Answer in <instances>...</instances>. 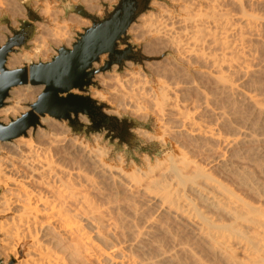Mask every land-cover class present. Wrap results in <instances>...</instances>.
Instances as JSON below:
<instances>
[{
  "label": "bare ground",
  "instance_id": "6f19581e",
  "mask_svg": "<svg viewBox=\"0 0 264 264\" xmlns=\"http://www.w3.org/2000/svg\"><path fill=\"white\" fill-rule=\"evenodd\" d=\"M3 1L19 13L16 0ZM178 2L184 9L177 15L158 4L160 13L128 30L136 41L149 38L151 56L158 48L166 59L155 66L157 83L137 68L125 79L116 72L109 79L117 102H123V87L140 119L148 112L139 99L153 101L160 128L156 135L137 134L177 153L142 156L144 167L122 154L112 163L99 135L91 144L67 137L62 125L59 135L46 117L41 121L53 132L29 128L0 142L1 264H210L207 256L214 264H264L262 18L245 12L243 0H204L202 11V2ZM230 4H241L239 16L224 8ZM49 31L57 45L68 37ZM46 48L40 40L32 53L9 56L6 67L54 51ZM41 89L13 95L12 105L0 108L1 121ZM94 96L104 98L97 91ZM132 190L151 204L152 214ZM175 223L188 228L191 242L175 239Z\"/></svg>",
  "mask_w": 264,
  "mask_h": 264
},
{
  "label": "rangeland",
  "instance_id": "374dc122",
  "mask_svg": "<svg viewBox=\"0 0 264 264\" xmlns=\"http://www.w3.org/2000/svg\"><path fill=\"white\" fill-rule=\"evenodd\" d=\"M25 1L26 0H16L17 2L16 4L20 8L19 13L8 11V9L5 7L4 1H3L4 2L3 5H0L1 7L0 11L3 12V14L0 16V45H2L5 42L7 35H11L9 26L16 29L21 20H29L35 26L34 36L27 43V48L22 47L19 50H17L15 53H10L9 56H11L12 54L32 53V49L36 46L38 41L42 40L45 43L47 48L53 49L54 51L46 53L45 57L38 56L36 60H32L31 62H38V61L44 62V61H49L50 58L56 54V50L59 49L61 46L70 47L71 43L74 41L75 33L76 32L82 33L83 32L82 29L84 27H88L91 25L90 19H88L87 17L80 16L72 11H69V10L66 11V7L73 6V5L81 6L86 12L101 18L102 16H104L106 11H110L112 9V5L116 4L118 0H30L29 6L32 12H34L32 17H37L36 20L27 17V9L25 6ZM89 1H91V3H89ZM191 1H195L197 3L202 2L200 4L201 8L199 7V10L202 11L204 9L205 7L203 4L204 0H191ZM0 4H2V2H0ZM47 4H49V8H48L50 9L49 12H45V9H47L46 7ZM158 4L165 6L167 8H171L173 14L175 15L178 14L177 12L179 11V9H182V10L184 9V5L182 3H179L178 0H151L148 3L147 9L143 13H141L131 25H135V24L139 25L141 23V20L145 18L149 13H153V14L160 13L159 9L156 7L158 6ZM234 5L230 4L224 8L228 9L229 11L228 10L227 11L230 12L234 17L235 15L237 17V14L240 12L239 10H240L241 4L240 6H236V5L234 6ZM243 6L245 7L244 8L245 12L249 14L252 12L258 17L260 16V18H262L260 19V28L264 27L262 24L264 23L263 22L264 21V7H263L264 0H243L242 8ZM2 7H5V8L2 9ZM5 18L8 20V24L5 23L4 21ZM49 29H52L54 30V32L59 33V34L65 33L66 35H68V37L57 45L56 42H58L59 40L50 35ZM128 30H127V34H128L127 41L131 44L130 55L132 56V58L124 61L121 66H119L118 64H113L110 71H107L104 73L102 72L97 73L93 79L96 85L91 86L89 90V94L91 98H93L99 103L104 104L103 111L105 114L112 115L118 118L116 129L112 131L111 133H108L105 131L103 133L86 134L84 131H79V132L72 131L66 121H59L47 115L44 117L49 118L51 120L50 123L54 124V126H56V129H58L62 125L61 126L62 128L60 127L61 129L60 128L59 129L60 130L63 129L62 131L63 132L65 131L64 135H66L67 137L72 136L73 138H78L79 140L82 139L84 142L90 141V143L92 144L91 138L95 135H99L101 137L100 144L103 146L105 145V147L110 150V158H111L110 161L112 163L116 162L115 161L117 158L116 155L122 154V156H124V158L126 159L128 163L133 161L138 166L144 167V158L142 156L144 157L148 156L151 159H154L155 157H159V158L164 157V155L168 153L176 154L177 151L171 145L162 146L156 140L148 141L144 138L139 137L137 134V130L140 129V130H145V131L150 132L151 134L156 135L158 132V129L160 128L159 123L157 122V119H156V116H157L156 114L158 113L157 111L158 109L156 110L157 106L154 105L153 101L148 102L143 98L139 99L138 97H136V99H139L140 101L139 106L144 107V111H146V113L148 112V114L144 113V116L145 114L148 116L146 119H140L141 115L140 114L138 115L137 112H134L135 110H132L130 109V107L127 106V102L129 100L126 101V99H129V97L126 98V95L128 96V93L124 91L125 89H123V87L121 90L123 91V93H125V95H123L125 97L123 98L124 100L122 99L123 102L121 104L120 102H117L118 100L116 98H114L115 95L110 92L111 91L110 87H113V86L115 87V83L109 79L115 77L114 75L115 72L117 73V76L119 78L125 79L128 76L127 72L135 68H137V70H139L140 72L147 74L148 78L154 84H156L157 83V75H156L157 72H156L155 66L160 65L163 61L166 60L164 57L158 56V53H157L158 48L155 49L156 52H154L153 54L154 56L153 55L151 56L148 52H146L145 48L148 47L149 42H150L148 37L146 38V40L136 41L135 40L136 35L130 33ZM68 40H69V43H68ZM157 47L159 46L157 45ZM126 48L127 46L125 43L120 42L118 44V49L125 50ZM262 55L260 56V61H259L260 65L264 64V62L262 63V61L264 60H261L264 58V54ZM106 60H107V55H102L100 57V61L94 64V68L98 69L100 66L104 64ZM24 64H29V63L24 62L22 63L21 66H23ZM21 66H17V67H21ZM9 69H12V68H9ZM239 82L241 81H238L237 83ZM205 85L208 86L207 90L212 89L211 82L205 83ZM39 88H42V87H31L29 85H26V86H17V87L12 88L9 92L8 98L5 101V106L12 105L13 95L22 94L23 92L26 93L27 90H32L35 92ZM42 89L39 91V93L29 94L31 96L30 98H32V101L29 100L28 102L21 103L19 108L16 109L17 111L14 114L9 115L6 121H1V119L0 121L3 123H7L9 122L10 119H14L18 115H20V113H23L29 110V105L32 104L36 100L37 96L41 93ZM95 91L103 93L104 98L100 99L94 96ZM131 96H133L134 98L136 95L135 96L131 95ZM133 98L131 99L133 100V103L136 102L138 104L137 102L138 100L135 101V99ZM128 105H130V102L128 103ZM125 106H127V108ZM82 117L84 116L82 115L79 116L80 121L87 122L86 118L84 117L85 118L84 119ZM42 118L43 117L40 118L41 124L37 126L36 129L30 128L33 132H36L38 129H41L45 133H49V132L51 133L53 131H56L57 133L59 132L61 133L59 129L58 130L52 129L53 131H51L50 127L44 125L45 123L41 121ZM60 133L59 135L62 134ZM25 135H21V136H25ZM15 139H12V140H15ZM10 141H4V142H10ZM132 191H129L128 193H131L133 195L134 193L135 194L137 193L135 190H132ZM136 195H138V193ZM136 195L134 196L135 198H138L137 200L138 202H140L139 204H143L144 206V203H146V205L144 206L145 214L149 215L148 213L153 212L151 211L152 209H150L151 212L148 210L149 208H151L150 207L151 204L148 203V201L147 202L145 201L146 200L145 197L142 196V199H140L141 196L140 195L136 196ZM147 205L149 208H147ZM165 218L166 220L170 222V219H167V217L162 218L161 221L162 222L165 221L168 224L169 222L166 221ZM182 232L184 234H182ZM171 233H173L172 235L175 237V239L177 236V240L179 242H182V241L191 242V238H192L191 233L189 234L188 228L180 223L178 224L175 223L174 226H172ZM167 241L169 245L166 244L167 245L166 247L168 248L169 246V248H171L172 247L171 241H169L168 239ZM25 246L26 245H22V247L18 249L19 258H23V255L25 252ZM201 257H203L204 259L208 257L206 260L210 264L212 263L214 264V261L209 256L206 257L205 254H201ZM15 263H16L15 260L12 259V261H10L9 264H15Z\"/></svg>",
  "mask_w": 264,
  "mask_h": 264
},
{
  "label": "water",
  "instance_id": "95a60500",
  "mask_svg": "<svg viewBox=\"0 0 264 264\" xmlns=\"http://www.w3.org/2000/svg\"><path fill=\"white\" fill-rule=\"evenodd\" d=\"M150 1L118 0L101 18L86 12L81 6H68L66 11L87 17L91 25L84 27L82 33L76 32L71 46H61L49 61L31 62L12 69L6 67L8 56L22 47L27 48L35 26L29 20H21L16 29L9 26L11 35H7L0 45V108L5 106L14 87L29 85L42 86L43 89L29 105V110L7 123L0 121V141L25 135L29 128L36 129L41 124L40 118L46 115L66 121L72 131H84L86 134L114 131L118 118L105 114L104 104L91 98L89 90L96 85L93 79L97 73L110 71L113 64L121 66L132 58L127 30L147 9ZM29 2L25 1L27 17L36 20L37 17H32L34 12ZM4 21L8 24L6 18ZM120 42L126 44L125 50L118 49ZM102 55H107V60L98 69L94 68ZM81 115L87 122L80 121Z\"/></svg>",
  "mask_w": 264,
  "mask_h": 264
}]
</instances>
